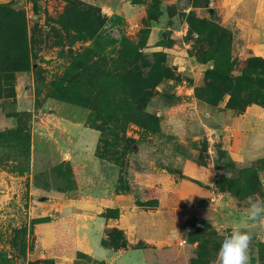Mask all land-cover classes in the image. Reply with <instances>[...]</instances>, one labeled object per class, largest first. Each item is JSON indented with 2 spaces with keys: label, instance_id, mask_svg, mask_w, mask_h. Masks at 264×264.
<instances>
[{
  "label": "rangeland",
  "instance_id": "374dc122",
  "mask_svg": "<svg viewBox=\"0 0 264 264\" xmlns=\"http://www.w3.org/2000/svg\"><path fill=\"white\" fill-rule=\"evenodd\" d=\"M249 197L264 0L0 1V264H264Z\"/></svg>",
  "mask_w": 264,
  "mask_h": 264
},
{
  "label": "clouds",
  "instance_id": "9594fccd",
  "mask_svg": "<svg viewBox=\"0 0 264 264\" xmlns=\"http://www.w3.org/2000/svg\"><path fill=\"white\" fill-rule=\"evenodd\" d=\"M247 218L264 216V199L248 198ZM251 236L240 227L225 232L217 241L216 264H248L247 249Z\"/></svg>",
  "mask_w": 264,
  "mask_h": 264
},
{
  "label": "crops",
  "instance_id": "0c3cea01",
  "mask_svg": "<svg viewBox=\"0 0 264 264\" xmlns=\"http://www.w3.org/2000/svg\"><path fill=\"white\" fill-rule=\"evenodd\" d=\"M0 1H3V0H0ZM95 230H97V231H99V230H101V227L102 226H100V225H98V222H96V224L94 225V226H92ZM92 228V229H93ZM93 231V230H92ZM42 240H44L45 242H47V243H51V241H54V238H52V236H50L49 234L48 235H43V237H42ZM90 242V241H89ZM91 244V243H90ZM48 245V244H47ZM92 245H90V246H88V245H86V247H84V251L85 252H90L92 255L94 254V251H96V249L95 248H93V247H91ZM101 247V248H100ZM100 249H101V251H100V254H98V255H94L96 258H98V259H100V260H108V255H109V251H108V249L107 248H105V247H103L102 245H101V242H100Z\"/></svg>",
  "mask_w": 264,
  "mask_h": 264
},
{
  "label": "trees",
  "instance_id": "16d2710c",
  "mask_svg": "<svg viewBox=\"0 0 264 264\" xmlns=\"http://www.w3.org/2000/svg\"><path fill=\"white\" fill-rule=\"evenodd\" d=\"M121 245H122V244H120V243L118 244V243H117V244H116V247H119V246H121ZM124 245H125V244H124ZM124 245H123V246H124Z\"/></svg>",
  "mask_w": 264,
  "mask_h": 264
}]
</instances>
